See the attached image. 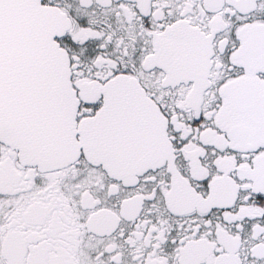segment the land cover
I'll return each mask as SVG.
<instances>
[{
  "label": "snow or ice",
  "instance_id": "6c2138e0",
  "mask_svg": "<svg viewBox=\"0 0 264 264\" xmlns=\"http://www.w3.org/2000/svg\"><path fill=\"white\" fill-rule=\"evenodd\" d=\"M0 264H264V0H0Z\"/></svg>",
  "mask_w": 264,
  "mask_h": 264
}]
</instances>
